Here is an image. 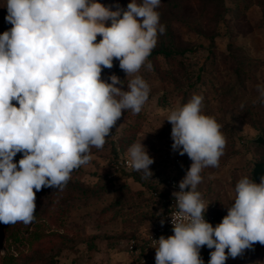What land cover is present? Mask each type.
<instances>
[{"label": "clouds", "instance_id": "obj_1", "mask_svg": "<svg viewBox=\"0 0 264 264\" xmlns=\"http://www.w3.org/2000/svg\"><path fill=\"white\" fill-rule=\"evenodd\" d=\"M160 5L131 0L121 17L97 0H6L12 27L0 34V223L31 224L36 192L63 190L71 173L91 161V149L103 148L122 113L141 112L150 86L138 73L166 32ZM114 60L130 77L126 91L115 74L110 83L101 78ZM257 92L254 102L264 103V85ZM203 100L193 94L165 119L173 151L192 164L172 194L174 234L153 240L155 264H204V246L214 249L208 264H225L264 245V177L259 183L241 177L222 221L213 227L205 220L201 173L219 167L227 141L222 125L203 113ZM17 153H23L18 163ZM153 163L142 141L128 148V167L144 178L153 175Z\"/></svg>", "mask_w": 264, "mask_h": 264}, {"label": "rangeland", "instance_id": "obj_2", "mask_svg": "<svg viewBox=\"0 0 264 264\" xmlns=\"http://www.w3.org/2000/svg\"><path fill=\"white\" fill-rule=\"evenodd\" d=\"M97 2L122 17L131 0ZM5 4L0 0V34L12 27ZM157 11L166 32L153 50L178 53L147 59L138 73L150 86L141 112H123L103 148L91 149V161L71 173L63 190L36 192L31 224L0 223V264H155L150 238L166 213L165 181L185 177L192 164L187 154L173 151L165 119L193 94L203 95V113L222 125L227 141L219 167L205 168L197 188L207 221L215 227L227 215L241 177L255 182L254 164L264 162V148L254 142L264 137V103L254 102L257 85H264V0H161ZM113 65L101 78L110 83L115 74L126 91L130 77L118 60ZM139 141L154 160L151 178L124 167L128 148ZM22 157L17 153L14 162ZM211 250L200 249L204 264ZM225 264H264V245L229 256Z\"/></svg>", "mask_w": 264, "mask_h": 264}, {"label": "built area", "instance_id": "obj_3", "mask_svg": "<svg viewBox=\"0 0 264 264\" xmlns=\"http://www.w3.org/2000/svg\"><path fill=\"white\" fill-rule=\"evenodd\" d=\"M125 168H129L127 161H125ZM184 178L182 175H173L171 177H168L165 181V188L166 191L168 192V196L165 198V203H166V213L163 217V224L161 225L154 231V233L151 236V240H158L161 236H164L167 238L168 236L173 235V226L171 224V214L176 212V202L175 199L173 198V193L178 192L179 189V182ZM187 190V189H186ZM205 220L207 221V211L205 212ZM137 246L133 242L130 245L131 250H135Z\"/></svg>", "mask_w": 264, "mask_h": 264}, {"label": "water", "instance_id": "obj_4", "mask_svg": "<svg viewBox=\"0 0 264 264\" xmlns=\"http://www.w3.org/2000/svg\"><path fill=\"white\" fill-rule=\"evenodd\" d=\"M255 143L261 145L264 148V137L259 136L254 140ZM264 177V162L255 163L254 164V171H253V178L256 183H259L261 178ZM214 251V250H211Z\"/></svg>", "mask_w": 264, "mask_h": 264}, {"label": "trees", "instance_id": "obj_5", "mask_svg": "<svg viewBox=\"0 0 264 264\" xmlns=\"http://www.w3.org/2000/svg\"><path fill=\"white\" fill-rule=\"evenodd\" d=\"M223 1V0H222ZM178 51H173V50H166V49H155L151 52L150 57L156 56V55H163V56H167V57H171L174 54H177Z\"/></svg>", "mask_w": 264, "mask_h": 264}]
</instances>
